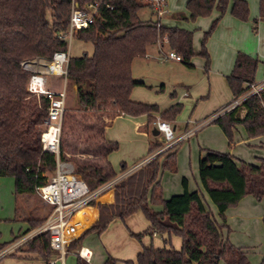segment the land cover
I'll use <instances>...</instances> for the list:
<instances>
[{
  "label": "trees",
  "instance_id": "16d2710c",
  "mask_svg": "<svg viewBox=\"0 0 264 264\" xmlns=\"http://www.w3.org/2000/svg\"><path fill=\"white\" fill-rule=\"evenodd\" d=\"M86 1L91 0H76L79 6ZM104 2L111 8L101 6L94 23L73 35L76 40L91 44L92 55L83 52L80 57L69 58L66 92L75 88V109L65 110L59 145V158L66 162L68 151H75L84 137L80 154L91 155L99 161H73L75 173L91 191L117 177L108 162V156L118 149L116 143L105 139L108 122L122 114L139 116L158 112L155 105L130 99L132 90L143 85L133 79L134 62L145 57L149 47L162 43L165 38L169 50L175 52L186 67L192 68L191 59L196 56L192 32L163 27L153 19H140L139 12L147 7L141 0ZM186 11L188 15L177 13L173 17L195 21L209 17L214 11L219 13L204 33L198 53L207 67L209 57L205 45L221 17L229 12L235 19L247 22L250 16L246 0H188ZM69 16L70 0H0V177L14 179L16 196L33 195L36 188L51 179L56 168L55 156L43 152L41 145L49 101L27 91L31 72L24 70L21 63L36 58L50 60L56 52H66L68 45L62 36L67 32ZM259 18L264 21V0H259ZM258 63L257 59L243 53L237 54L233 70L226 77L232 99L242 96L248 86L255 83ZM242 107L246 110L243 119L239 118V108H236L211 122L220 127L230 143L238 125L243 126L249 138L264 135V90L245 100ZM181 109L182 105L176 104L162 112L160 118L171 122ZM90 112L99 117L98 123L91 128L82 124L79 128L77 116L85 119ZM154 123L155 119L148 117V124ZM76 127L83 129L85 135L77 133ZM161 148L162 144L150 146L148 156ZM177 148L178 144L158 153L123 177L113 188V202L97 204L99 220L91 230L102 233L113 220L125 223L126 219L141 212L150 224L149 230L131 234L132 237L141 241L149 232L166 235L168 239L175 236L180 238L181 248L143 247L135 262L124 264H250L242 248L232 245L226 236L229 227L225 214L247 196L257 201L264 199V159H258L259 164L255 165L237 160L228 153L205 151L199 161V180L217 209L218 220L209 210L201 191L190 192L184 178L182 194L167 200L162 198L160 174L176 171ZM126 170L122 164L121 172ZM156 205L162 206L161 212L153 210ZM46 218L32 215L28 220L29 230L42 225ZM18 239L0 242V253ZM80 242L72 243L68 249L78 248ZM21 246L26 253L38 255L46 263L56 255L49 247L48 232ZM75 264L89 263L77 256ZM104 264H117V261L108 257ZM260 264H264V258Z\"/></svg>",
  "mask_w": 264,
  "mask_h": 264
},
{
  "label": "rangeland",
  "instance_id": "374dc122",
  "mask_svg": "<svg viewBox=\"0 0 264 264\" xmlns=\"http://www.w3.org/2000/svg\"><path fill=\"white\" fill-rule=\"evenodd\" d=\"M168 4L171 6L172 10L174 6L179 7V9L174 12H186L184 0H169ZM249 8L251 15L250 4ZM153 16L154 15L152 11H150L147 7L139 12L140 19L144 21L155 19V17ZM165 16H167V14H165L164 17ZM202 20L206 19L204 18L199 19L198 21H187L183 23L185 29L194 32V41L196 42V47L199 52L201 51V43L204 37L202 31L205 30L204 25L202 24ZM157 46L160 45L157 44ZM68 52L70 57H80L83 52H86L88 55H92V46L91 44L82 43L75 38H72L70 40ZM169 52L170 50L167 46V43H164L162 52L158 53L157 50H155L152 54H149V56L151 55L149 60L144 59L142 62H138L136 60L132 66L133 79H135V81L143 79L147 86H152L151 88H140V90L142 91L140 98L143 101L153 102L160 108H165L168 105L167 103H170V101H177V99L181 97L182 93L185 90L188 91L189 95L188 97L178 101L183 106L179 114L175 117L174 122L171 124V127L173 128L174 125L176 126L174 130L175 138H178L189 129L190 131L194 132L189 139H182L178 141L176 154V171L174 173L170 171H162L160 174V182L169 179L170 186L173 187V185H180L182 182V178L185 177L187 180H189L190 186H193L195 188V182H199L198 157L200 154H203L206 149H213L223 152H229L231 150V154L235 157V159L243 160V162L248 164H259L258 159H264V135L260 136L261 138H249L243 126L238 125L233 132V141L232 143H230L218 125L212 124L211 122L204 125V122H206L208 119H206V116L212 111V108L209 107L211 102L213 100H218V98L221 99L222 92L229 94L226 87L223 85V91H221V88H219V91L221 93L218 95H216V92L208 91L206 82L203 81V75L205 76L203 68L197 66V64H195V68H189L185 65L167 60L164 58V55L168 54ZM201 58L202 57L196 56L195 59L197 61L201 60ZM48 78L49 79L47 86L49 89L59 90L63 88L62 78L52 75H50ZM263 80L264 70L262 72L260 69L259 72H256L255 83L259 84ZM161 87L163 88V91L157 92ZM173 90L176 91L177 97L171 98L170 94ZM66 94V110L75 109V93L73 89L66 92ZM218 103L220 104V101H218ZM218 107L216 109H218ZM238 116L239 118H241L242 116L241 109L238 111ZM77 117V121H80V124L78 125L79 128H82V124L86 125L88 128H91L92 126H95V124H97L99 121V117H97L93 112L88 113L85 119H81V116L79 115ZM132 117L135 116L124 115L123 117L116 119L107 130L108 139H110L112 143H116L118 146V149L114 151L108 158V162H110L117 176L124 173L121 172L122 164H125L127 169L126 171H128V169L134 167L135 165L146 159V157H148L150 148L149 146L151 142H155L158 140V137L153 136L151 133H145L144 126L143 128L138 129V126H136L135 124V119H139L140 115L136 116L135 118ZM144 119L148 120V118L146 117H144ZM100 120L103 119L101 118ZM157 120L165 121L161 118H158ZM151 126H153V124H151ZM82 130L83 129L79 130L77 128L76 131L77 133H79L80 131L81 136H84L85 134L82 132ZM214 130L217 132L218 136H216ZM93 134L94 133H92V135ZM83 139L84 137L79 140L77 149L75 151H68L72 154L74 153L73 155H70L69 153L66 158V162L69 164V167L73 170V172H75V162L97 163L99 161L98 158H94L91 155L80 154ZM158 144H162V148L156 153H163L166 150V145L160 142ZM181 193H183V187ZM107 194L110 193L104 194L100 198L98 205L111 204V194L109 195V197H107ZM22 198V202L19 203L17 207L18 218L25 216L27 211L31 210L32 208V212L35 213L33 214L34 217H37L39 219L45 218L49 214L50 208L42 203L36 192L33 195H27ZM205 199L207 200L209 206L215 209V206L211 203L206 195ZM253 200L255 199L253 198ZM255 202L258 204L257 212H251L250 215H245V218L242 217L241 219L232 220L231 229H229L231 238V241L229 240L230 243L237 248H242L250 264H260L261 260L264 258L263 218L259 217L260 214H258L262 211V215H264V199H262L261 201L255 200ZM15 203L16 200L14 195L13 179L11 177L0 178L1 243L10 242L12 238L19 232V229L23 226L21 222L14 220L16 211ZM153 207H156V209L162 208L161 205H156ZM97 208L99 213V206ZM248 212L249 211H247V213ZM142 215L143 214L141 212L140 214H138V216L144 218V215ZM118 225H120L124 232L127 233V236H129V238L133 239V241L137 245H139V241L136 238L130 236V232L128 231L127 227H122V225L124 224L121 221L120 223H118ZM111 229H113V227ZM225 234L228 237L229 233ZM23 235L24 234L19 235V238H21ZM95 235L96 232L87 233L84 239V243L87 240L94 239ZM144 236L146 240H150L149 234ZM154 240L160 242V236L154 237ZM71 251H68V254L65 256L64 264H75L76 257L74 255V252ZM18 252L26 253V251H24L23 249V246L18 248L17 253ZM13 255H11L10 253H6L0 256V259L3 258L0 261V264H46V262H44L40 258L20 259L17 257H13ZM55 258L56 257L54 256L50 260H54ZM56 264H61V262L57 261Z\"/></svg>",
  "mask_w": 264,
  "mask_h": 264
},
{
  "label": "crops",
  "instance_id": "0c3cea01",
  "mask_svg": "<svg viewBox=\"0 0 264 264\" xmlns=\"http://www.w3.org/2000/svg\"><path fill=\"white\" fill-rule=\"evenodd\" d=\"M187 2H188V0H184L185 6H186ZM248 2L251 6V15L249 16V20L247 22H241V21L235 19L229 12H226L225 15H223L221 17L216 29L213 31L211 36L208 38V41L206 44V51H207V54L209 57L208 67L206 66V61L203 57L201 58V60L196 61V59H195L196 56H199L198 55L199 51L196 47V42L194 41V32L191 30L185 29L183 26V23H185L187 21H181V20H178V19L173 17L175 14H177V12H174V11L179 9L178 6H174L173 10H172L171 6L168 4L167 13H166L167 16H165L163 19L160 20L159 24L163 27H168V28L176 27V28L185 29V30L193 33V50H194L196 56L191 59L192 68L196 67L195 64H197V66L203 68V71L205 72V76L203 75V81L206 82V86H207L208 91L216 92V95H218L221 93L219 91V88H221V91H223L222 88L224 85L226 87L228 93H229V94H226L225 92H222L221 93V99L218 98V100H213L211 102L209 107L212 108L211 109L212 111L206 116V119L209 118L213 113L217 112L219 109L224 107L226 104H228L233 98V96L229 90V87L227 85L226 77H228L231 74L238 53H243L249 57L257 59L259 62L257 72H259L260 69L262 72L264 70V21H261L259 18V0H248L247 3ZM178 13H184L185 15H188L187 11L186 12H178ZM218 17H219V13L214 11L209 17L205 18L206 20H202L203 21L202 24L204 25V28H205V30L202 31V34H204L210 28L211 24ZM199 19H204V18H198V19H196V21H198ZM153 20L156 21V19H153ZM163 46H164V43L162 44V47L157 46V45L149 47L147 49L146 56L143 58L137 59V61L142 62L144 59L149 60L151 57V55L149 56V54H152L153 51H155V50H157L158 53L162 52ZM199 57H201V56H199ZM171 61L174 63L182 64V63L174 61V60H171ZM138 82L142 83L143 85L137 86L132 90L131 95H130L131 101L136 102V103L146 104V105L157 106L153 102L143 101L140 98V95L142 94V91L140 90V88H146V87L151 88L152 86H147V84L144 82L143 79H140ZM162 86H163V84H162ZM73 91L75 93V88L73 89ZM162 91H163V88L161 87V88H159V90L157 92H162ZM170 96H171V98L177 97L176 91L173 90L172 93L170 94ZM188 96H189L188 91L185 90L182 93L181 97H179L177 99V101L175 100L174 102L170 101V103H167L168 104L167 107L160 108L159 106H157L158 112H153V113H150L149 115H140L139 119H135L136 120L135 121L136 126H138V129L143 128V126H144L145 133H147V134L151 133L152 134V130L154 128H156L155 127L156 120L158 118H160L161 113L168 110L170 107H172L176 104H181L178 101L183 99V98H186ZM218 101H220L221 105L218 103ZM217 107H218V109H216ZM241 113H242L241 119H243L246 115V110L242 109ZM123 116H124L123 114L118 115V116L114 117L111 121L108 122L109 124L105 129L106 141L111 142V140L108 139L107 130L110 128V126L113 124V122L116 119H119ZM135 117H132V118H135ZM144 117H146V118L151 117L153 119H156L153 126H151V125L149 126L148 120L144 119ZM173 122H174V120L171 122L169 121L170 124H172ZM175 128H176V126L174 125L173 130H175ZM186 132H190V129L187 130ZM214 132L216 133V136H218V134L215 130H214ZM184 134H182V135H184ZM182 135H180L178 138H180ZM189 138L190 137H188L187 139H189ZM246 141H248V140H246ZM159 142L162 143L160 136H158L157 141L151 142L150 146L158 144ZM210 148H212V147H210ZM208 150L216 151L213 149H206V151H208ZM216 152L228 153V154L232 155L231 150L229 152H223V151H216ZM111 154L108 156V158L111 156ZM204 154H205V151L203 152V154H200L198 157V179H199V161L204 156ZM148 157H146V159ZM146 159H144V160H146ZM237 160H240V159H237ZM241 161H243V160H241ZM137 165H135V166H137ZM135 166L128 169V171L133 170L135 168ZM128 171H126V172H128ZM0 178H4V177H0ZM183 178L186 179L185 177H183ZM187 183H188V190L190 192L201 191L203 198L205 200V203L207 204L209 210L212 212L214 217L219 220L216 207H215V209L211 208L209 206V204L207 203V200L205 199L206 193L202 189L200 180L198 183H197V181L195 182V188L193 186L192 187L190 186L189 180H187ZM181 184H182V182H181ZM181 184L180 185H173V187H172V186H170L169 179L162 181L161 182L162 198L164 200H167L173 195L182 194L181 193L182 192ZM13 185H14V179H13ZM112 192H109L111 194L110 195L111 196V199H110L111 203L113 202V193ZM14 195H15V192H14ZM22 197H24V196H16L15 195V200H16L15 209H16V211H15L14 220L21 222L23 226L19 229V232L12 238V240L16 237H19V235H21V234L25 235L28 232L32 231V230H29L30 224H29L28 220L31 218V216L33 214H35L32 212L33 208L31 210H28L25 216H22L20 218H18V216H17V207H18V204L22 202V199H23ZM257 207H258V204L255 202V200H253V197L247 196V197L243 198L239 202V204L236 208L229 209L226 212V214H225L226 215V225L229 227V229H231V221L232 220L241 219L242 217L245 218V215H250L251 212H255V211L257 212V209H258ZM152 208L155 212H161L162 211V208L161 209H156V207H152ZM158 208H160V207H158ZM247 211H249V212L247 213ZM138 214H140V212H138V213L134 214L133 216L129 217L128 219H126L125 223H123L124 225H122V227L123 226L127 227L128 231L130 232V236H131V234H135V235L142 234V233L147 232L149 230V227H150L149 222L145 219V217L143 215L142 216L144 218H142L141 216H138ZM258 214H260L259 217H261V218L264 217V215H262L263 214L262 211ZM118 223H120L119 220H117V219L113 220L108 225V227L106 228L105 231H103L102 233L96 232L94 239L87 240L84 243V239L86 236V235L84 236V234L87 232H95V231H92L91 229L86 231L83 234L84 237L82 236L79 239V240H81L79 247L72 250V251L69 248L68 251L74 252V255H75V252L78 251L80 248H83L84 250L89 251L91 253V258H90L89 264H104L108 257L115 259L117 261V264H124V262H135L137 255L141 252L143 247H153L155 249L172 247L175 250H180V248H181V240L179 237L172 236L170 239H168V237L166 235H160V234H155V233H150V232L147 233V235L148 234L150 235V240H146L144 238L145 236H143L141 241L138 242L139 245H137L133 241V239H131V238H129V236H127V233L124 232V230L121 228L120 225H118ZM112 227H113V229H111ZM157 236H160V239H161L160 242L154 240V237H157ZM228 239L229 240L231 239L230 238V232L228 234ZM165 240H168V243H165ZM18 248L12 250L9 253L11 255L14 254L13 257H17L20 259L40 258L38 255H35L32 253H23V252L17 253ZM55 254H56L55 255V257H56L57 253H55ZM75 257H77V256L75 255ZM2 259L3 258H1V260ZM64 262H65V260H64ZM46 264H48V263H46Z\"/></svg>",
  "mask_w": 264,
  "mask_h": 264
},
{
  "label": "built area",
  "instance_id": "2783aa9c",
  "mask_svg": "<svg viewBox=\"0 0 264 264\" xmlns=\"http://www.w3.org/2000/svg\"><path fill=\"white\" fill-rule=\"evenodd\" d=\"M141 1L145 6L150 8L157 23H160V20L167 13L168 0ZM103 5L107 8H111L109 5L105 4L104 0L86 1L81 6H79L76 0H70L68 29L66 34L62 36V39L67 42V51L56 52L50 60L37 58L21 63V67L24 70L31 72V76L27 83V91L32 96L37 98L43 97L49 101L47 119L44 122V131L41 135V145L43 152L55 156L56 168L51 179L46 184L36 188V193L42 203L50 207L51 210L45 222L11 244L6 250L0 253V256L20 247L35 236L43 232H48L49 247L52 251L57 253L56 258L50 260L48 264H56L57 261L64 264L65 256L68 254V247L79 240L86 231L90 230L98 222L99 213L97 204L100 198L104 194L111 192L114 186L123 177L143 166L158 154L155 153L149 156L146 160L135 166L133 170L122 173L94 191L88 188L80 175L73 172L67 162H63L59 158L61 127L67 102L65 84L67 65L70 58L68 52L70 40L77 31L87 29L94 23ZM163 43H167L166 38L162 43L158 42L161 47ZM164 58L177 62L181 61V58L173 51L165 54ZM50 75L62 78V89L53 90L48 88L47 83ZM262 90H264V80L259 84H250L248 90L242 96L232 99L224 107L213 113L207 121L204 122V125L236 108L242 110L243 102L253 95H260ZM155 127L160 133V139H166L162 142L166 145V149L176 145L179 140L187 139L194 132H186L180 138H175L174 130L170 123L157 120ZM75 255L86 260L88 263L90 262L91 253L83 248L76 251Z\"/></svg>",
  "mask_w": 264,
  "mask_h": 264
},
{
  "label": "water",
  "instance_id": "95a60500",
  "mask_svg": "<svg viewBox=\"0 0 264 264\" xmlns=\"http://www.w3.org/2000/svg\"><path fill=\"white\" fill-rule=\"evenodd\" d=\"M152 135H153V136H156V137H158V136L160 135V133H159V131L157 130V128H154V129L152 130Z\"/></svg>",
  "mask_w": 264,
  "mask_h": 264
},
{
  "label": "bare ground",
  "instance_id": "6f19581e",
  "mask_svg": "<svg viewBox=\"0 0 264 264\" xmlns=\"http://www.w3.org/2000/svg\"><path fill=\"white\" fill-rule=\"evenodd\" d=\"M162 142H164L166 139L165 138H161Z\"/></svg>",
  "mask_w": 264,
  "mask_h": 264
}]
</instances>
